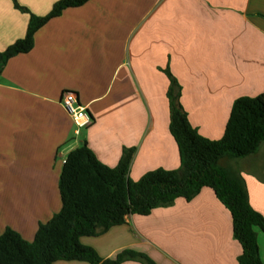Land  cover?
<instances>
[{
  "label": "crops",
  "instance_id": "0c3cea01",
  "mask_svg": "<svg viewBox=\"0 0 264 264\" xmlns=\"http://www.w3.org/2000/svg\"><path fill=\"white\" fill-rule=\"evenodd\" d=\"M58 1L18 0L40 17ZM29 22L12 0H0V52L26 36ZM167 72L190 124L221 140L235 102L264 94V0H90L40 29L34 49L10 59L0 76V236L11 228L33 242L60 213L64 163L84 145L111 168L134 149L135 182L178 170ZM65 92L93 118L80 134L60 103ZM238 161L233 168L264 217V143ZM81 242L104 260L132 249L157 264H239L243 252L230 211L210 188ZM258 242L264 263L260 230Z\"/></svg>",
  "mask_w": 264,
  "mask_h": 264
},
{
  "label": "trees",
  "instance_id": "16d2710c",
  "mask_svg": "<svg viewBox=\"0 0 264 264\" xmlns=\"http://www.w3.org/2000/svg\"><path fill=\"white\" fill-rule=\"evenodd\" d=\"M12 1L16 10L30 16V22L26 36L0 52V76L10 59L34 49L40 29L64 11L82 7L90 0H60L43 17L34 15L18 0ZM167 74L171 81L167 94L170 132L179 149L181 167L171 171L157 169L135 182L129 177L134 149L125 150L115 168L104 165L87 145L73 150L61 174L60 213L40 225L33 242L7 228L0 236V264H157L132 249L104 260L81 240L102 236L126 224L129 216H148L155 209L173 206L177 199L190 202L204 188L212 189L231 213L234 237L243 249L239 264H264L258 242V230L264 233V217L251 206L243 176L228 164L257 154L264 143V94L238 99L224 137L210 140L190 124L179 102L180 86Z\"/></svg>",
  "mask_w": 264,
  "mask_h": 264
},
{
  "label": "built area",
  "instance_id": "2783aa9c",
  "mask_svg": "<svg viewBox=\"0 0 264 264\" xmlns=\"http://www.w3.org/2000/svg\"><path fill=\"white\" fill-rule=\"evenodd\" d=\"M60 103L72 119L77 134L93 124V118L88 108L79 103L78 96L74 92H65Z\"/></svg>",
  "mask_w": 264,
  "mask_h": 264
},
{
  "label": "rangeland",
  "instance_id": "374dc122",
  "mask_svg": "<svg viewBox=\"0 0 264 264\" xmlns=\"http://www.w3.org/2000/svg\"><path fill=\"white\" fill-rule=\"evenodd\" d=\"M83 132V131H82ZM240 161H230L228 164H230L232 167H238V164ZM240 164V163H239Z\"/></svg>",
  "mask_w": 264,
  "mask_h": 264
}]
</instances>
